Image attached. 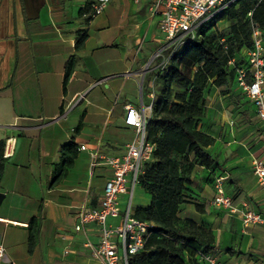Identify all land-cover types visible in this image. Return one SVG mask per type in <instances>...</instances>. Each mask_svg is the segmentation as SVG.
<instances>
[{"label": "crops", "instance_id": "obj_1", "mask_svg": "<svg viewBox=\"0 0 264 264\" xmlns=\"http://www.w3.org/2000/svg\"><path fill=\"white\" fill-rule=\"evenodd\" d=\"M86 1L0 0V141L7 155L0 174V264H97L82 247L85 239L97 241L93 224L83 233L73 231L77 207H96L109 177L103 165L91 166L90 154L119 156L132 138L133 130L123 125V106H144L139 91L144 84L151 86L152 78L146 75L155 72L154 66L148 67L160 36L157 18L148 16V0H109L92 18ZM82 34L84 40L76 49L74 43ZM240 55L245 57V52ZM70 58L73 67L62 86ZM202 97L205 112L197 129L213 139L204 151L218 164L209 179L224 177L223 193L229 196L224 190L228 186L236 206L247 201L263 215L264 195L250 169L254 161H264L263 124L235 84L222 94L208 82ZM67 143L74 145L75 157L64 176L50 186L59 149ZM78 146L85 150L78 151ZM207 173L195 166L188 190L191 198L209 204L213 183L201 187L195 180ZM145 198L133 204L132 196L131 208L147 205L146 194ZM209 207L222 217L198 214L185 204L177 216L203 222L211 231L213 253L208 255L219 264H244L248 257L256 259L249 264H261L262 227L242 228L236 214ZM185 211L188 214L182 216ZM217 219L222 220L221 229L211 227ZM234 228L242 236L241 245L230 244Z\"/></svg>", "mask_w": 264, "mask_h": 264}, {"label": "trees", "instance_id": "obj_2", "mask_svg": "<svg viewBox=\"0 0 264 264\" xmlns=\"http://www.w3.org/2000/svg\"><path fill=\"white\" fill-rule=\"evenodd\" d=\"M219 21L228 23L224 33L216 30ZM249 22L260 30L264 48V0H236L221 15L199 26L195 38L185 40L169 55L164 68L153 73V99L145 132L154 150L138 178V187L149 202L131 208L133 218L152 226L143 249L131 256L128 264H196L195 255L213 253L211 231L190 219L178 218L177 211L191 198L188 186L193 168L202 167L210 176L218 167L204 151L213 139L197 129L205 112L202 90L210 82L224 94L234 84V67L245 65V57L240 54L251 45ZM84 37L77 38L74 48H79ZM230 60L232 66L227 64ZM73 63L74 58H70L65 65L62 86ZM3 146L0 141V174ZM75 154L72 143L59 149L50 186L64 176ZM194 210L202 213L197 204ZM31 236L30 231L29 246Z\"/></svg>", "mask_w": 264, "mask_h": 264}, {"label": "built area", "instance_id": "obj_3", "mask_svg": "<svg viewBox=\"0 0 264 264\" xmlns=\"http://www.w3.org/2000/svg\"><path fill=\"white\" fill-rule=\"evenodd\" d=\"M138 3L140 0H131ZM236 0H148L149 17H156V29L160 36L159 44L152 58H159L154 65L155 72L161 71L173 50L185 40L195 38L196 30L212 17L221 15ZM109 0H87L90 18L100 14ZM249 16V13L247 14ZM250 48L245 52V65L234 67L233 80L240 94L251 104L255 118L264 126V48L262 36L257 26L249 22ZM167 52V55L165 53ZM165 56V58H164ZM232 66V60L227 62ZM152 92L146 97L152 99ZM79 95L78 99H81ZM150 104L134 107L123 106V125L133 130L132 138L123 145L119 156H99L90 154L91 166L103 165L109 170L104 182L97 206L90 208L84 204L77 207L74 233H83L85 226L93 224L97 232L96 243L84 240L82 247L97 264H128L131 256L139 253L149 235L151 224L132 217L131 200L138 186L143 165L151 160L154 144L146 139L145 112H150ZM78 146V151H84ZM7 156L3 152L2 157ZM99 159V163L97 161ZM251 173L257 186L264 195V161H254ZM224 177L213 178L214 194L209 204L219 211L236 214L242 228L259 225L264 232V213H255L247 201L238 206L231 204V198L223 193ZM124 197L123 204L120 203ZM114 221V222H113ZM264 244V236H263ZM4 256V247L0 244V260ZM196 263L219 264L209 255H195ZM264 264V258L262 263Z\"/></svg>", "mask_w": 264, "mask_h": 264}, {"label": "rangeland", "instance_id": "obj_4", "mask_svg": "<svg viewBox=\"0 0 264 264\" xmlns=\"http://www.w3.org/2000/svg\"><path fill=\"white\" fill-rule=\"evenodd\" d=\"M226 27H227V22H225V21H220V22H217V25H216V30L219 32V33H224L225 32V30H226ZM164 58H165V56H164ZM159 61V58L157 59H155V58H152V60L150 61V66L148 67V69L149 68H152L153 66H154V64H155V62H158ZM152 76H153V73L152 72H148L147 73V75H146V79L147 80H149V79H151L152 78ZM153 90H154V85H153V83H151V86L150 87H147L145 84L142 86V90H140L139 91V95H140V102L139 103H141V104H143L144 106H147V105H149L150 104V101H152V99H153V96H152V99L150 100V99H148V98H146L145 97V94L146 93H150V92H153ZM142 98V99H141ZM150 113V112H149ZM149 113H148V111L147 112H145V114H147L148 116H149ZM221 172L222 171H220V174H221ZM219 174V175H220ZM209 178H210V176H208L207 174H205V175H203L202 177H200L199 179H195V180H198V181H200V183H201V187L203 186V185H210V183H211V181L209 180ZM224 190H225V192L229 195V196H233L232 195V192H231V190L229 189V187L228 186H226L225 188H224ZM144 194V195H143ZM145 200H147L146 198H145V193L143 192V191H141V189L138 187V186H136L135 187V190H134V193H133V204H136V203H138V202H140V201H145ZM188 200H190V201H186L185 202V207L186 208H189V210H192L193 208H194V205L195 204H197L199 207H200V210H201V212L204 214V215H207V216H215L214 218H219V217H222V212H217V211H215V210H212V209H210V205L207 203V201L206 200H203V199H198V198H190V199H188ZM196 202V203H193V202ZM198 202V203H197ZM237 204V202H236V200H234V198L232 199V201H231V204L233 205V206H236V204ZM188 212V211H187ZM178 214H181V211L178 213ZM186 214H188V213H186V211H185V213H182V216H186ZM191 214V213H190ZM198 214H201V213H198ZM203 218V217H202ZM206 223V222H205ZM203 224V222L202 223H200V225H202ZM213 226H211L212 228H217V229H221L222 228V220L219 222L218 221V219L216 220V221H213ZM202 227H203V225H202ZM205 228V227H204ZM233 232H234V234L232 235V237H231V245L232 244H237V245H241L242 244V236H240V235H236V229L234 228L233 229ZM211 255V254H210ZM238 256H240L241 257V255H236V257H238ZM256 259H252V257H248V259L247 258H244L243 259V263L244 264H249V263H253L254 261H255ZM241 261H239L240 263H241ZM221 264H223L221 261H219ZM187 264H192V263H190L189 261H188V263Z\"/></svg>", "mask_w": 264, "mask_h": 264}, {"label": "water", "instance_id": "obj_5", "mask_svg": "<svg viewBox=\"0 0 264 264\" xmlns=\"http://www.w3.org/2000/svg\"><path fill=\"white\" fill-rule=\"evenodd\" d=\"M2 196L0 195V198H1Z\"/></svg>", "mask_w": 264, "mask_h": 264}]
</instances>
